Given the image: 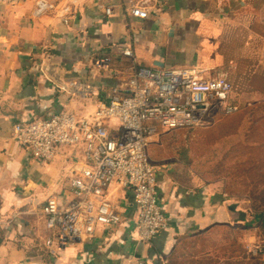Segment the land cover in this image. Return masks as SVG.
Here are the masks:
<instances>
[{"label": "crops", "instance_id": "1", "mask_svg": "<svg viewBox=\"0 0 264 264\" xmlns=\"http://www.w3.org/2000/svg\"><path fill=\"white\" fill-rule=\"evenodd\" d=\"M35 1L0 4V221L12 219L0 223V264H164L176 238L219 225L246 226L234 221L233 203L223 194L187 179L180 165L186 161L177 152L179 161H150L168 224L151 244L132 241L137 208L128 190L112 188L120 224L50 253L41 208L50 197L60 208L71 200L73 171L84 156L60 149L51 163H41L12 140V132L16 124L50 120L66 110L85 113L70 101L67 90L74 83H87L96 101L107 103L117 83L90 67L108 60L129 72V61L118 55L125 47L144 68L224 69L232 98H254L264 92V0H148L141 22L132 19L126 0L110 17L104 14L107 0H55L53 10L39 15ZM163 167L174 172H160Z\"/></svg>", "mask_w": 264, "mask_h": 264}, {"label": "built area", "instance_id": "2", "mask_svg": "<svg viewBox=\"0 0 264 264\" xmlns=\"http://www.w3.org/2000/svg\"><path fill=\"white\" fill-rule=\"evenodd\" d=\"M19 1L0 0V4ZM147 3L126 0L136 22L147 19ZM119 7L120 0H107L104 14L110 17ZM54 8L55 0L35 1L36 15ZM118 55L129 61V72L115 69L108 60H95L90 67L91 73L117 83L107 103L96 101L87 83H74L67 90L70 101L85 113L70 109L50 120L13 127L12 140L41 163H51L60 149L81 151L84 156L73 171L71 200L60 208L50 197L41 208L47 231L44 248L50 253L75 248L98 230L120 224L122 215L109 195L112 188L128 190L137 208L132 241L151 244L168 224L158 204L157 168L147 153L149 138L161 129L196 128L214 113L230 116L242 110L231 102L232 84L224 69L156 70L136 66L127 47Z\"/></svg>", "mask_w": 264, "mask_h": 264}, {"label": "rangeland", "instance_id": "3", "mask_svg": "<svg viewBox=\"0 0 264 264\" xmlns=\"http://www.w3.org/2000/svg\"><path fill=\"white\" fill-rule=\"evenodd\" d=\"M231 102L241 106V113H214L193 129L158 130L148 140L147 153L150 161H172L177 152L184 153L186 163L180 165L187 179L256 215L264 207V92ZM258 225H219L176 238L164 264H264Z\"/></svg>", "mask_w": 264, "mask_h": 264}, {"label": "trees", "instance_id": "4", "mask_svg": "<svg viewBox=\"0 0 264 264\" xmlns=\"http://www.w3.org/2000/svg\"><path fill=\"white\" fill-rule=\"evenodd\" d=\"M250 105V104H249ZM251 106V105H250ZM249 106V107H250ZM242 111V110H240ZM238 112L236 114H239L241 112ZM251 112V111H254L253 109L251 110H248V112ZM181 158L186 161V156L184 155V153L182 154L181 153ZM261 210H258L259 212L256 214V215H250L249 213H247V216L248 218L250 217L251 219L249 220H246V222L244 223L245 225H249L250 222H253L255 224H259V227H258V234H259V237L262 238L264 240V207L263 208H260Z\"/></svg>", "mask_w": 264, "mask_h": 264}, {"label": "water", "instance_id": "5", "mask_svg": "<svg viewBox=\"0 0 264 264\" xmlns=\"http://www.w3.org/2000/svg\"><path fill=\"white\" fill-rule=\"evenodd\" d=\"M160 172H164L169 174V172H174L171 167H163L159 170ZM238 204H231L230 211L233 213V219L236 223H245L247 220V213L239 208Z\"/></svg>", "mask_w": 264, "mask_h": 264}]
</instances>
